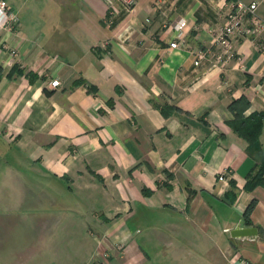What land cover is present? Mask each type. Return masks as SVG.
Segmentation results:
<instances>
[{
	"label": "crops",
	"instance_id": "0c3cea01",
	"mask_svg": "<svg viewBox=\"0 0 264 264\" xmlns=\"http://www.w3.org/2000/svg\"><path fill=\"white\" fill-rule=\"evenodd\" d=\"M5 2L0 264H264V187L243 189L254 159L226 123L240 94L243 114L264 106L246 86L261 56L244 38L243 69L192 63L231 0ZM259 141L264 156V121ZM252 197L256 234L230 236Z\"/></svg>",
	"mask_w": 264,
	"mask_h": 264
},
{
	"label": "built area",
	"instance_id": "2783aa9c",
	"mask_svg": "<svg viewBox=\"0 0 264 264\" xmlns=\"http://www.w3.org/2000/svg\"><path fill=\"white\" fill-rule=\"evenodd\" d=\"M257 2L255 0H231L229 7L223 13L222 23L211 30L213 37L211 45L204 48H191L192 63L198 66L206 61L211 66L221 70L229 62H233L239 68H244L241 54L236 50L234 44L239 39L249 38L257 53L261 56L260 76L247 83L250 91L257 94L264 101V16L256 13ZM17 18L13 13L7 11L5 0H0V23L12 26ZM185 26L184 19H178L173 24L175 38L168 42L169 47H178L182 42V29ZM180 40V41H179ZM47 84L56 86L59 81L56 78L49 79ZM231 172L228 169L218 171L216 179L226 182L230 179ZM236 264H249L246 259H238Z\"/></svg>",
	"mask_w": 264,
	"mask_h": 264
},
{
	"label": "trees",
	"instance_id": "16d2710c",
	"mask_svg": "<svg viewBox=\"0 0 264 264\" xmlns=\"http://www.w3.org/2000/svg\"><path fill=\"white\" fill-rule=\"evenodd\" d=\"M12 71L17 72L12 66L6 75H10ZM2 69L0 66V77ZM35 78L34 73H28V81L32 82ZM249 101L247 98L240 94L236 98H233L227 104V107L232 112V117L226 121L227 125L231 130L239 137L245 141V152L247 155L251 156L254 159V163L251 168L245 174V180L243 183V189L250 191L255 186L260 185L264 187V156L261 155L259 134L261 131L262 123L264 121V106L258 110H252L247 114H243L244 109L248 106ZM160 112L163 115L170 113L171 110L176 109L175 106H167L162 104L160 107ZM229 189L230 197H234V180L229 179ZM191 191H189L187 198H189ZM225 195L228 194L226 191ZM256 203V199L252 197L248 200L245 207L241 212V220L245 225H252L253 222L249 218V214ZM258 233L260 237L264 240V234L258 228ZM263 236V237H262Z\"/></svg>",
	"mask_w": 264,
	"mask_h": 264
},
{
	"label": "water",
	"instance_id": "95a60500",
	"mask_svg": "<svg viewBox=\"0 0 264 264\" xmlns=\"http://www.w3.org/2000/svg\"><path fill=\"white\" fill-rule=\"evenodd\" d=\"M256 232V227L253 225H235L229 229V234L233 237L251 236L255 235Z\"/></svg>",
	"mask_w": 264,
	"mask_h": 264
}]
</instances>
